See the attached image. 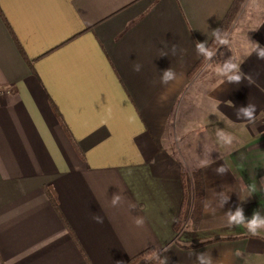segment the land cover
<instances>
[{"label": "crops", "instance_id": "0c3cea01", "mask_svg": "<svg viewBox=\"0 0 264 264\" xmlns=\"http://www.w3.org/2000/svg\"><path fill=\"white\" fill-rule=\"evenodd\" d=\"M233 2L0 0V264H127L149 249L168 264L204 252L264 264V229L225 215L264 218V0H246L231 28L245 32L242 81L191 88L196 42L211 44ZM248 105L255 124L235 115ZM197 174L201 220L176 232L182 179Z\"/></svg>", "mask_w": 264, "mask_h": 264}, {"label": "clouds", "instance_id": "9594fccd", "mask_svg": "<svg viewBox=\"0 0 264 264\" xmlns=\"http://www.w3.org/2000/svg\"><path fill=\"white\" fill-rule=\"evenodd\" d=\"M214 32L216 34V39L218 40L219 44L222 46H227L229 41L227 38L222 37L221 30L215 29ZM257 45L259 46L258 43ZM196 50L198 55L204 57V59L209 61L212 60L213 57L216 55V53L207 46L206 42H196ZM257 57L258 59H264V47L260 48L257 53ZM134 70L140 71V66L136 65ZM220 74L225 76L229 83L239 84L242 81L241 68L232 60L231 57L222 62ZM175 75L176 74L171 68L163 70L161 75V83L168 84L170 81H173L175 79ZM255 112L256 106L248 105L247 107H240L236 109L235 115L237 119L247 121L249 124H255ZM217 139L226 146L232 145L234 141V137L224 132H219L217 134ZM216 172L217 174L223 175L227 172V169L223 165H221L220 167L216 168ZM217 195L219 197L220 207L222 208L224 204L228 202L229 196L225 192H219L217 193ZM120 202L121 197L119 195H114L112 199L113 206L118 205ZM225 215L227 217L228 227L231 228L243 224L252 236H256L259 230L264 229V218L260 216V213L258 211L253 212L250 219L244 215L243 209L240 207H237L235 212H232L230 210L229 212L225 213ZM94 218L97 220V222H103L102 218L100 217ZM134 223L137 227H143L144 221L142 218L137 217L134 220ZM237 255H239V253H237ZM153 257L157 264H168V258L162 257L159 253H154ZM196 261L197 264H213V259L211 255L205 252L196 254Z\"/></svg>", "mask_w": 264, "mask_h": 264}, {"label": "trees", "instance_id": "16d2710c", "mask_svg": "<svg viewBox=\"0 0 264 264\" xmlns=\"http://www.w3.org/2000/svg\"><path fill=\"white\" fill-rule=\"evenodd\" d=\"M244 1L245 0H234L230 9H228L229 11L219 28L221 30L222 36L231 26L232 24L231 22L235 17L237 9ZM217 44H218V40L216 39V36H214L211 44L208 47L213 51V48H215ZM200 65L195 68V71L199 69ZM191 179L193 180L192 187L188 180L182 179L183 188H184L183 191L184 198H183V204H181L182 207L179 217L177 218V222L175 223L174 226L176 232L180 231L183 228V226L186 224V223L184 224L185 221L189 222V226L193 230L197 228L201 220L200 217L202 216V207H203L202 204L204 202L203 181L201 179V176H199L198 174L195 176L193 175ZM202 245L204 244H194L192 246H189V248H195ZM154 253L155 252L152 249L146 250L141 254H139L138 256H136L135 258H132V260H129L127 264H157V262L153 257Z\"/></svg>", "mask_w": 264, "mask_h": 264}, {"label": "rangeland", "instance_id": "374dc122", "mask_svg": "<svg viewBox=\"0 0 264 264\" xmlns=\"http://www.w3.org/2000/svg\"><path fill=\"white\" fill-rule=\"evenodd\" d=\"M246 1V0H245ZM244 1V2H245ZM240 5V7L237 9V12L235 14V17L233 18V21L231 22V26L226 31V33L222 36L223 38H227L229 43L227 46H222L217 44L215 48H213V51L216 53V55L213 57L212 60H204L201 62L199 69L196 71V73L193 75L191 80V88L194 89L196 94L201 95L204 92H206L207 89L210 88V86H213V83H215L219 78L223 77V75L220 74V69L222 67V62L224 60L229 59L230 57L234 61L236 59V50L235 47L239 45L240 41L244 40L245 38V32L243 31L242 34H239L240 32H237L238 30L232 32V27L234 25V22L236 21V17L238 16L239 12L243 10L244 7L243 4ZM241 9V10H240ZM244 13V12H243ZM244 15L242 19H244ZM238 29V28H237ZM186 223V224H185ZM185 225H188L189 222L185 221Z\"/></svg>", "mask_w": 264, "mask_h": 264}, {"label": "built area", "instance_id": "2783aa9c", "mask_svg": "<svg viewBox=\"0 0 264 264\" xmlns=\"http://www.w3.org/2000/svg\"><path fill=\"white\" fill-rule=\"evenodd\" d=\"M264 125V124H263Z\"/></svg>", "mask_w": 264, "mask_h": 264}]
</instances>
